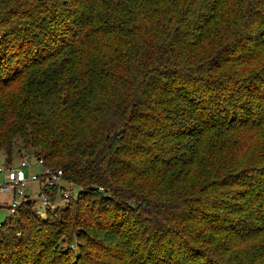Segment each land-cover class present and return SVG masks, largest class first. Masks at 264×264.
<instances>
[{
  "label": "trees",
  "instance_id": "obj_1",
  "mask_svg": "<svg viewBox=\"0 0 264 264\" xmlns=\"http://www.w3.org/2000/svg\"><path fill=\"white\" fill-rule=\"evenodd\" d=\"M16 149L78 195L23 200L0 264H264V0H0Z\"/></svg>",
  "mask_w": 264,
  "mask_h": 264
},
{
  "label": "built area",
  "instance_id": "obj_2",
  "mask_svg": "<svg viewBox=\"0 0 264 264\" xmlns=\"http://www.w3.org/2000/svg\"><path fill=\"white\" fill-rule=\"evenodd\" d=\"M0 174L3 180L0 182V193L10 195L5 204L11 216L15 215L23 200L29 202L38 201V207L33 206L36 214H42V210L61 207L67 202L76 199L78 191H74L72 182L68 181L61 169H55L45 165L42 159L29 156L22 157L17 166L0 165ZM35 184L31 193L25 192V186ZM101 190L102 188L99 187ZM6 202H2L4 204ZM0 204V205H2Z\"/></svg>",
  "mask_w": 264,
  "mask_h": 264
},
{
  "label": "rangeland",
  "instance_id": "obj_3",
  "mask_svg": "<svg viewBox=\"0 0 264 264\" xmlns=\"http://www.w3.org/2000/svg\"><path fill=\"white\" fill-rule=\"evenodd\" d=\"M27 156L30 157V160L32 161L33 158H34V155L33 154H26ZM23 152L20 153L19 151H17V149L14 151L13 155H12V158L11 160L9 161L8 165H13V166H17L19 164V162L21 161L22 157L26 156ZM6 164L5 162V156L3 153H0V165L1 166H4ZM8 165H5V166H8ZM2 174H0V182L3 180L2 179ZM36 185L35 184H32V183H29L25 186V192L27 194H30L31 193V190L32 188H35ZM74 191L77 192L78 191V186H74ZM9 194L6 195V194H1L0 193V204H2V202H6L4 204H2V206L0 207V222L3 221L6 217H8L10 215L9 213V210L7 208V206L5 204L8 203L9 201ZM34 206L35 207H38V201H35L34 203ZM42 215H45V210H42Z\"/></svg>",
  "mask_w": 264,
  "mask_h": 264
},
{
  "label": "crops",
  "instance_id": "obj_4",
  "mask_svg": "<svg viewBox=\"0 0 264 264\" xmlns=\"http://www.w3.org/2000/svg\"><path fill=\"white\" fill-rule=\"evenodd\" d=\"M2 179H3V176H2Z\"/></svg>",
  "mask_w": 264,
  "mask_h": 264
},
{
  "label": "water",
  "instance_id": "obj_5",
  "mask_svg": "<svg viewBox=\"0 0 264 264\" xmlns=\"http://www.w3.org/2000/svg\"><path fill=\"white\" fill-rule=\"evenodd\" d=\"M27 202H28V200H27Z\"/></svg>",
  "mask_w": 264,
  "mask_h": 264
}]
</instances>
